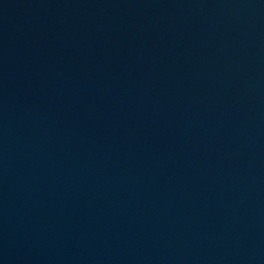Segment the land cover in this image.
<instances>
[{
    "label": "water",
    "instance_id": "1",
    "mask_svg": "<svg viewBox=\"0 0 264 264\" xmlns=\"http://www.w3.org/2000/svg\"><path fill=\"white\" fill-rule=\"evenodd\" d=\"M0 264H264V0H0Z\"/></svg>",
    "mask_w": 264,
    "mask_h": 264
}]
</instances>
